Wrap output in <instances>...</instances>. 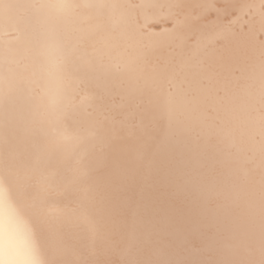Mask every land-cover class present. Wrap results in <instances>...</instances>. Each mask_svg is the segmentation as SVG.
<instances>
[{
  "label": "snow or ice",
  "instance_id": "obj_1",
  "mask_svg": "<svg viewBox=\"0 0 264 264\" xmlns=\"http://www.w3.org/2000/svg\"><path fill=\"white\" fill-rule=\"evenodd\" d=\"M0 264H264V0H0Z\"/></svg>",
  "mask_w": 264,
  "mask_h": 264
},
{
  "label": "bare ground",
  "instance_id": "obj_2",
  "mask_svg": "<svg viewBox=\"0 0 264 264\" xmlns=\"http://www.w3.org/2000/svg\"><path fill=\"white\" fill-rule=\"evenodd\" d=\"M118 2L122 3H132V4H138V3H148V2H170V0H118ZM175 2H181V3H190V4H198L203 2V0H175ZM237 2L244 3V2H250V0H237ZM258 2V0H256ZM149 27L152 31L159 32L161 31L162 27H171V24H160L158 21H153L149 24ZM21 40H23V36H21Z\"/></svg>",
  "mask_w": 264,
  "mask_h": 264
}]
</instances>
